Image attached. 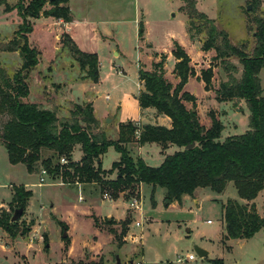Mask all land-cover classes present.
Instances as JSON below:
<instances>
[{"label": "rangeland", "instance_id": "obj_1", "mask_svg": "<svg viewBox=\"0 0 264 264\" xmlns=\"http://www.w3.org/2000/svg\"><path fill=\"white\" fill-rule=\"evenodd\" d=\"M71 3L80 20L72 23L73 36H70L80 49L96 53L98 80L82 78L72 52L56 35L62 28L53 21V16L41 15L33 18V28L28 34L29 41L40 50L38 64L31 71L28 98L42 100L52 96L61 106L59 113L64 114L72 101L91 100L95 115L103 121L102 126L99 122L100 128L115 138L116 122L132 120L140 124L139 59L151 68L153 50L170 51L173 39H177L191 55L198 74L213 63V51L201 48L205 33L194 39L189 37L183 9L186 0H72ZM248 5L247 0H196V7L214 18L219 28L227 29L234 43L244 37L252 39L246 29L248 24L254 27ZM19 21L15 7L4 10V4H0V44L12 37ZM175 59L170 54L165 64L166 75L172 82L177 79L173 73ZM20 61L18 51L0 48V62L9 72ZM224 75L225 70L217 63L212 88L206 90L204 81L193 75L186 89L197 95L201 121L208 124V111L213 109L224 123L222 134L226 136L243 133L248 128L249 110L245 102L237 111L231 101L214 98V87ZM260 75L264 84V68ZM98 90L101 94H97ZM187 104L191 106V102ZM106 116L112 118L107 121ZM4 119L0 116V123ZM130 146L134 155L150 165H158L165 155L155 142L134 141ZM175 148L166 151L170 153ZM50 153V149H45L42 156ZM118 156L119 152L109 145L101 157L102 167H110ZM41 167L39 163L29 171L23 162H10L5 146L0 144V212L10 209L12 184L26 183L28 186H24L32 189L19 217L23 220L21 225L29 226L28 230L13 237L0 226V264H135L136 260H142L143 264H215L212 259L216 257L222 258L223 264H264V227L245 238L224 235L222 202L227 197L239 198L232 181L227 182L222 192L199 186L193 195L184 194L180 202L166 199L164 186L154 188L151 183L141 181V187L137 185L134 190L141 207L132 210L128 207L132 196H126L127 190L115 197L111 191V198H105L95 182H67L49 172L44 182L39 183ZM256 207L264 216V188L256 198ZM112 215L114 222L107 223L106 217ZM127 217L129 223L121 235L123 226L119 221ZM136 221L142 224L138 226ZM128 232H133L137 239L126 237ZM195 245L208 253L200 256ZM189 252L195 253V259L177 260L179 255Z\"/></svg>", "mask_w": 264, "mask_h": 264}, {"label": "trees", "instance_id": "obj_2", "mask_svg": "<svg viewBox=\"0 0 264 264\" xmlns=\"http://www.w3.org/2000/svg\"><path fill=\"white\" fill-rule=\"evenodd\" d=\"M186 1L183 9L187 14L189 37L194 39L205 33L201 48L213 51V63L198 74L186 47L177 39H173L171 47V54L176 58L173 64L176 81L172 82L166 75L167 52L153 50L151 68L139 60L141 86L137 100L142 108L152 107L156 113L169 116L171 124L143 122L136 125L128 120L120 122L118 137L114 138L99 127L90 101L74 103L67 114H61L53 102L28 98L31 71L38 64L40 53L28 39L33 18L50 15L70 20L68 0H16L14 3L0 0L4 10L15 7L20 16L12 37L2 42L0 48L18 51L21 59L13 72L0 62V116L5 117L0 123V144L5 146L10 162H23L29 171L41 163L47 172L60 175L63 181L95 182L102 191L110 195L112 191L113 197L124 190H127L126 196L137 195L134 190L145 181L154 188L164 186L165 198L180 202L184 194L193 195L199 186L222 192L227 182L232 181L239 198L227 197L222 202L224 235L249 237L264 227V216L258 213L254 200L264 188V95L259 77L264 67L263 0H247L254 27L248 24L246 29L252 39L244 37L236 43L231 41L227 29L219 28L214 18L196 7V0ZM141 31L140 26V38ZM60 41L68 46L78 62L82 78L97 81L96 53L80 49L66 31L61 32ZM217 63L222 65L225 75L214 87V98L231 101L240 109L242 103H246L249 120L243 133L223 136L224 123L213 109H209L210 122L205 125L198 114L196 96L186 89L193 75L204 81L206 90L212 88ZM187 102H191V106ZM134 141L137 144L155 142L162 150L169 146L176 148L165 153L158 165H150L131 152L130 145ZM192 142V146H188ZM109 145L114 146L119 156L105 168L101 157ZM76 148L81 150L78 159L73 158ZM45 149H50L51 153L42 156ZM61 157L66 161H61ZM31 194L32 190L24 184H12L10 209L0 212V226L13 237L24 234L29 226L21 225L23 220H12L11 209L20 207L23 212ZM105 220L114 222L112 217ZM119 222L123 235L129 218ZM212 261L223 264L219 257Z\"/></svg>", "mask_w": 264, "mask_h": 264}, {"label": "crops", "instance_id": "obj_3", "mask_svg": "<svg viewBox=\"0 0 264 264\" xmlns=\"http://www.w3.org/2000/svg\"><path fill=\"white\" fill-rule=\"evenodd\" d=\"M71 1L72 0H68V4H69V7H70V10H71V14H72V18L70 19V20H68V21H65V20H63L62 18H58V19H56L55 17H54V22L55 23H58L59 25H60V27L62 28V30L63 31H66V32H68L71 36H73V31H71V29H72V23H74V22H76V21H78V20H80V17L79 16H76L75 14H74V12H73V5H72V3H71ZM263 7H264V0H263ZM62 32V31H61ZM60 31L59 32H57V36H58V38H60V33H61ZM230 36V35H229ZM192 41V40H191ZM155 50H158V49H154V51ZM158 51H161V50H158ZM163 51H165V52H167L168 53V56H167V59H168V57H169V55L171 54V50L170 51H166V50H163ZM189 53V52H188ZM190 55V54H189ZM191 56V55H190ZM140 61H142L141 59H139ZM138 60V61H139ZM176 60V59H175ZM262 68H264V67H262ZM261 68V69H262ZM261 69H260V71H259V77H260V80H261V75H260V72H261ZM139 83V82H138ZM261 84H262V87H263V90H262V93H263V95H264V84L262 83V80H261ZM140 86H141V83H139V88H140ZM139 91V90H138ZM192 92V91H191ZM192 93H194V92H192ZM97 94H101V91L100 90H98L97 91ZM194 95L195 96H197L195 93H194ZM105 97H108V95L106 94L105 95ZM216 99V98H215ZM43 101L45 100V102H48V103H55V104H57V102L56 101H54V99H53V97L52 96H49V95H47L45 98H43L42 99ZM83 101H90L91 103H92V101L91 100H88V99H83L82 101H72V103H71V105H70V107L69 108H67V110H66V112L68 113V111H69V109L72 107V105L74 104V103H81V102H83ZM58 105V107H59V109L61 108V106L59 105V104H57ZM92 106H93V103H92ZM240 108L239 107H237L235 110H237V111H240L239 110ZM93 111H94V106H93ZM146 113H150L149 114V116L148 117H146L145 116V114ZM61 114H64V113H61ZM94 114H95V112H94ZM96 116V115H95ZM97 117V119H98V116H96ZM112 118V117H111ZM111 118H109L108 116H106V120L108 121L109 119H111ZM99 120V119H98ZM139 121H140V123H143V122H151V123H162V124H165V125H170L171 124V119H170V117L169 116H167V115H164V114H160V113H156V111H155V109L154 108H152V107H144V108H142L141 106H140V104H139V119H138ZM124 121V120H123ZM122 121V122H123ZM99 122H100V125L102 126V123L101 122H103V121H101V120H99ZM209 123V122H208ZM119 124H120V122H116V127H117V131H118V126H119ZM99 125V127H101ZM205 125H208V124H205ZM109 134V133H108ZM110 135V134H109ZM113 135H115V134H113ZM110 136H112V135H110ZM116 136V135H115ZM112 137H114V136H112ZM115 138V137H114ZM169 147H172V146H169ZM169 147H167V148H169ZM167 148H165V149H161V151H163L164 152V154L165 153H168L166 150H167ZM78 153V155H76ZM76 157H75V156ZM81 156V150L79 149V148H76L74 151H73V158L74 159H78L79 157ZM24 184H26V183H24ZM27 185V184H26ZM141 185V183H139L138 184V186H140ZM28 186V185H27ZM141 187V186H140ZM27 188H30V187H27ZM31 189V188H30ZM32 190V189H31ZM84 191H86V190H84ZM87 193H91V192H88V191H86ZM122 194V193H121ZM259 194H262V190H261V192H259ZM258 194V195H259ZM123 195V194H122ZM257 195V196H258ZM257 196H256V198H257ZM256 198L254 199L255 200V202H256ZM257 208V211H258V207H256ZM262 216V215H261ZM110 217H112L113 219H114V217H113V215L112 216H109L108 218H110Z\"/></svg>", "mask_w": 264, "mask_h": 264}, {"label": "built area", "instance_id": "obj_4", "mask_svg": "<svg viewBox=\"0 0 264 264\" xmlns=\"http://www.w3.org/2000/svg\"><path fill=\"white\" fill-rule=\"evenodd\" d=\"M61 161H66V159L64 157H61ZM45 174H47V170L44 167H41L39 180H38L39 183L44 182ZM103 195L105 198H111V195L106 191L103 192ZM129 203L130 204L128 207L132 210L139 209L141 207V203L139 201V198L136 197V195H132V198H131ZM0 207H1V204H0ZM208 222H210V220H208ZM141 224H142L141 221H136V225L140 226ZM126 235H127L126 237L137 239L136 235L133 232H128ZM193 259H195V253H192V252H189L186 255H179L177 257L178 261H184V260L188 261V260H193ZM131 262H133V261H131ZM134 263L135 264H143L142 260H136Z\"/></svg>", "mask_w": 264, "mask_h": 264}, {"label": "water", "instance_id": "obj_5", "mask_svg": "<svg viewBox=\"0 0 264 264\" xmlns=\"http://www.w3.org/2000/svg\"><path fill=\"white\" fill-rule=\"evenodd\" d=\"M250 7V5H248V8ZM193 142L188 145V146H192ZM168 201V200H167ZM22 214V208H16L11 216V219L12 220H16V219H19V217L21 216ZM63 235H66V232L64 231L63 232ZM194 249L196 251V253H198L200 256H205L208 252L202 248L201 246H198V245H195L194 246Z\"/></svg>", "mask_w": 264, "mask_h": 264}]
</instances>
